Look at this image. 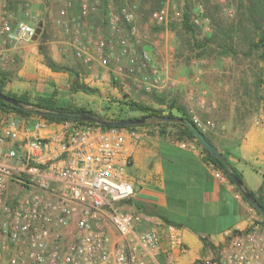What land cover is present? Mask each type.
<instances>
[{"label": "built area", "instance_id": "built-area-1", "mask_svg": "<svg viewBox=\"0 0 264 264\" xmlns=\"http://www.w3.org/2000/svg\"><path fill=\"white\" fill-rule=\"evenodd\" d=\"M128 1L105 0L104 34H87L85 17L96 10L87 0H61L52 24L88 70L98 60L114 65L124 60L135 92L174 87L146 52L131 50L130 41L139 32ZM150 20L167 25L168 10L157 9ZM192 22L200 26L207 19L197 16ZM38 32L27 18L15 16L7 0H0L3 46L32 42ZM0 57L6 60L2 47ZM29 118V125L14 118L0 123V264H178L188 252L182 229L164 222L142 229V215L124 208L134 197L128 170L146 136L143 127L105 129ZM191 121L201 128L196 117ZM50 125L60 130L41 136ZM224 235L211 256L192 264H264V221Z\"/></svg>", "mask_w": 264, "mask_h": 264}, {"label": "rangeland", "instance_id": "rangeland-1", "mask_svg": "<svg viewBox=\"0 0 264 264\" xmlns=\"http://www.w3.org/2000/svg\"><path fill=\"white\" fill-rule=\"evenodd\" d=\"M40 1L44 4L41 22L33 19L30 23L41 32L40 39L55 42L63 57L59 67L69 69L82 79L91 74L88 83L92 84V89L100 85L99 91L96 89L98 96L93 97L88 104L91 107L86 110L104 120L140 119L146 114L137 110V105L160 116L181 117L183 114L190 121L196 117L201 123V128H196L205 134L225 132L223 124L229 119L242 121L237 129L243 133L253 120L264 117V61L260 58L261 51L254 47L264 31V0H129L139 32L138 37L130 41L131 50L135 54L146 52L162 78L175 82L174 87L166 86L152 94L135 92L126 77L124 60L118 65L98 60L91 70L85 68L65 47L64 35L52 24L61 0ZM87 1L96 8L85 17L87 34H104L105 0ZM9 4L16 16L25 18L27 0H11ZM161 7L168 10L169 21L165 26H156L150 18ZM77 8L73 11L75 14ZM185 13L187 29L183 26ZM197 16L207 22L195 26L192 19ZM92 17L97 20L94 29L90 28ZM146 121L140 126L146 136L158 133L178 138V129L172 125L159 124L153 119Z\"/></svg>", "mask_w": 264, "mask_h": 264}, {"label": "crops", "instance_id": "crops-1", "mask_svg": "<svg viewBox=\"0 0 264 264\" xmlns=\"http://www.w3.org/2000/svg\"><path fill=\"white\" fill-rule=\"evenodd\" d=\"M27 2L25 18L29 22L33 19L41 22L44 4L40 0ZM91 19L94 21L90 22V28L94 29L97 20ZM40 37L38 33L32 42L7 46L2 45L0 38V47L6 55L5 61L0 57L3 93L16 98L26 95L31 102L52 97L58 105L91 107L88 104L95 95L72 91L71 74L47 67L40 48L57 65L63 64V57L55 42ZM85 76L88 78L82 79L75 74V79L79 85L92 89V84L88 83L91 74ZM4 118H14L27 125L30 119L0 111V123ZM237 122L229 119L223 124L225 132L208 131L204 135L241 175L244 187L256 194L262 187L264 176V117L253 120L243 133L237 129L242 121ZM59 130L58 125H50L40 135L49 137ZM23 132L24 128L20 137L24 136ZM128 175L134 187V197L124 208L142 215L141 228L164 222L182 229L188 252L178 258V264H192L197 259L211 256L224 242L225 231L244 230L252 223L263 221L243 199L237 186L209 162L195 140L158 133L145 136L135 150ZM109 236L115 240L112 231Z\"/></svg>", "mask_w": 264, "mask_h": 264}, {"label": "trees", "instance_id": "trees-1", "mask_svg": "<svg viewBox=\"0 0 264 264\" xmlns=\"http://www.w3.org/2000/svg\"><path fill=\"white\" fill-rule=\"evenodd\" d=\"M183 26H185L186 29L189 28V26H188V15L186 13L184 14ZM254 47L261 51L260 58L264 61V31L260 33L258 43L255 44ZM40 52L43 55L44 60H45V64L47 65V67L49 69H51L52 71H55V72H68L69 74H71V76H73V81H72L71 86H70V89L72 91L77 90V91H81V92L86 93V94H92V95L98 96V91L96 89H91L85 85H79L77 83V79H75V74L72 71H70L69 69H66V68L63 69V68L59 67L56 63H54L49 57H47L45 55L43 48H40ZM0 94H3L7 97H10L19 103V106L15 107V106L10 105L9 103H6V102H3L0 100V111H2V112L13 113V114H15L19 117H22V118L39 116V117L46 119L50 123H61V122L69 121V122H77L80 124H95L94 122H83L80 118L70 119V118H66V117L65 118L56 117L57 114H65V115H69L70 113L84 114V115H89L95 119H101L104 123L99 125V126L102 128H105V129L113 128L109 125V123L113 122V121H106L102 117H100L99 115L93 113L92 111H88L84 108H73L70 106L58 105L52 97L51 98H38L34 102H31L26 95L22 96L21 98H16L13 95L4 94L1 87H0ZM262 100L264 103V94L262 96ZM135 108L137 110H141L142 112H144L146 114L145 116H142L140 118H145L146 120H152L153 119V120H156L159 124L172 125L173 127L177 128L178 129V136L177 137L179 139L186 138V139L195 140V138L193 137V135L191 133L190 128L183 123V120L189 121L193 126H195V125L192 123V121H190V119L184 118L185 116L183 114L181 115V117H174L170 114L167 116H160V115L156 114L155 111H152V110L147 109V108L142 109L141 107H138L137 105H135ZM132 120H136V119H132ZM143 125H140V126H143ZM131 127H137V126H131ZM202 151L205 153L209 162H211V164H213V166H215L217 169H219L230 181H231V179L229 177L231 175H233L234 177H236L240 181L241 184L239 187H237V189L241 192V195L243 193L250 195L264 209V176H263L262 187L260 188L258 193L255 194V193L247 190L244 187L241 175L236 171L235 168H233L228 163L225 156L220 154L219 158H213L205 150L202 149ZM242 197H243V195H242ZM243 199H244V197H243ZM263 221H264V219H263Z\"/></svg>", "mask_w": 264, "mask_h": 264}, {"label": "water", "instance_id": "water-1", "mask_svg": "<svg viewBox=\"0 0 264 264\" xmlns=\"http://www.w3.org/2000/svg\"><path fill=\"white\" fill-rule=\"evenodd\" d=\"M0 100L6 103H9L12 106H19V103L10 98L7 97L3 94H0ZM56 117L58 118H70V119H76L80 118L83 122H94L97 125H101L104 122L101 119H95L89 115H84V114H75V113H70L69 115L65 114H57ZM146 121L145 118H140L136 120H125V121H113L110 122L109 125L111 127H118V128H125V127H131V126H140L143 125L144 122ZM183 123L188 126L191 130V133L199 146L205 150L207 153H209L213 158H219L220 153L211 145V143L206 139L205 135L199 131L195 126H193L189 121L183 120ZM231 181L237 186H240V181L231 175L229 177ZM244 199L249 203V205L264 219V209L250 196L245 193L242 194Z\"/></svg>", "mask_w": 264, "mask_h": 264}]
</instances>
